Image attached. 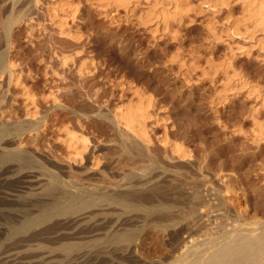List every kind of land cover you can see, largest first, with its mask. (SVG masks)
<instances>
[{
    "label": "rangeland",
    "instance_id": "obj_1",
    "mask_svg": "<svg viewBox=\"0 0 264 264\" xmlns=\"http://www.w3.org/2000/svg\"><path fill=\"white\" fill-rule=\"evenodd\" d=\"M58 1L0 0V54L6 53L7 48L11 49H8V55L15 63V73L21 76L23 84L21 87H8V75L1 78L0 101L4 102H0V113L3 115L0 114V123L7 125L18 120L25 121L27 109L38 110L42 115L50 114L48 131L42 136H28L25 147L37 152L36 157L50 169L55 164L52 161L56 159V164L66 173L65 177L96 175L104 193L112 194V190L118 188L115 194L127 197L126 202L122 203L130 204V207L120 204V209L117 208L120 206L118 204L116 208L106 207L96 212H103L106 219L104 216L99 219L105 226L119 220L116 222L119 225L117 229H110L112 232L106 229L99 237L102 246H107L105 242L113 233L132 234L137 238L136 242L130 246L129 242L120 244L124 248L118 245L119 251L114 255L105 256L107 258L94 261V264H116L117 261V264H161L160 261L171 264L193 241L200 245V249L211 247L214 242L202 237L204 231L201 236L200 219L205 220L208 215L209 220L206 219L205 223L210 224L214 218L212 214L220 217V208L226 206L228 197L226 186L229 187L226 189L234 190L237 204L245 214L243 219L239 218L238 227L244 228L254 223L263 228L264 136L258 134V124L264 123V52L255 44L261 34L256 35V42L233 36V27L244 20L243 2L229 0V6H222L218 0H187V4L184 0H137L138 6L134 12L127 13L124 8L110 7L101 0H70L72 7L67 13L65 27L66 33L74 36L70 38L61 34L59 28L64 14L60 15L59 25L52 24L48 15V9ZM160 2L162 4L159 5ZM163 13H170L175 19L165 24ZM225 64H231L228 71L220 68ZM83 68L84 74L80 75ZM24 87L35 97L37 102L34 106L24 97ZM135 89L153 102L150 109L152 118L146 124L151 142L144 144L146 146L118 127L113 120L119 106L127 104L132 98L137 100L133 95ZM16 117L18 120H15ZM65 127L83 132L90 141V150L86 154L88 160L83 164L69 162V151L58 141L65 136L58 130ZM161 141H167L168 145ZM173 144L184 146L189 152L188 157L185 159L175 155L171 150ZM92 153L96 154L100 164L97 169L94 167L89 171ZM129 172L135 173V177L132 176L136 179L132 180L128 175V184L129 179L122 174ZM99 173L109 179L105 175L101 177ZM46 179L43 178L41 183H47ZM137 183L139 185H135ZM126 185H132L135 189L132 187L133 191H129L131 188ZM110 186L111 191L108 189ZM26 192L33 193L30 190ZM27 194L22 196H29ZM11 195H6V198L17 201L16 195ZM217 195L223 199L221 202ZM144 201L155 205L157 210L154 212L160 210V213L156 212L155 215L152 211L155 206L148 208L150 205ZM138 202H141L140 205L144 203V207L139 206ZM204 203L211 206L205 208ZM132 206H139L134 207L135 210L140 207L145 210V206L148 209L145 212L139 209L136 213ZM214 207H219L217 212ZM198 209H201L200 214ZM127 211L134 214H127ZM9 212L0 215V224L16 220L17 213ZM110 213L115 215L112 217ZM116 215L121 218L118 219ZM188 219L193 220L194 225L190 220L187 222ZM169 222L174 225L171 223L169 227L166 225ZM195 233L200 236L197 238ZM189 236L192 239L196 237L197 242ZM43 245L59 248V245ZM131 248L138 250L135 251L138 256L130 259L125 256L126 253L122 255ZM41 251L31 254L28 259L21 256L4 261L0 256L3 260L0 259V263L72 262V258L61 254L60 250H57L59 254L56 253V256L55 252L53 256Z\"/></svg>",
    "mask_w": 264,
    "mask_h": 264
},
{
    "label": "bare ground",
    "instance_id": "obj_2",
    "mask_svg": "<svg viewBox=\"0 0 264 264\" xmlns=\"http://www.w3.org/2000/svg\"><path fill=\"white\" fill-rule=\"evenodd\" d=\"M101 1L105 2L106 5H108L110 7L124 8L127 11V13L134 12L135 8H137V6H138L137 0H101ZM146 1H149V0H146ZM173 1H176V0H173ZM186 1L187 0H184V2H186ZM228 1L229 0H218L217 2H219V4L221 3L222 6L223 5L229 6L230 3H228ZM241 1L243 2L244 20H242V21L240 20V23L237 25V27H235V26L233 27V32H234L233 36L234 37H242V38L244 37L246 40H251V41L254 40L255 41L256 35L261 34V38L259 37L260 39H258V40L256 39L257 43H255V44L257 45V47L260 48L261 51L264 52V0H241ZM212 2H213V0H212ZM214 2H215V0H214ZM187 3L188 2H186V4ZM158 4L160 5L162 3L160 2ZM71 5L72 4H71L70 0H59L57 3L55 2L54 5L52 4L51 8L48 9L49 10V13H48L49 18H50L52 24L54 23L55 25L60 24L59 23L61 21V19H59V18H61L60 15L64 14V17L62 20L63 21L65 20V21H64V23H63V21L61 22L62 24L59 25V28L61 30V34L68 36L70 38L74 37V36H72L71 33H66L67 31L65 30V27H66V21L68 18L66 16H67V13H69L70 8L72 7ZM171 16H173V15L172 14L170 15V13H163V18H162V19H164L163 23L168 24L172 20V18H174ZM242 30L244 31L243 33H242ZM9 47H10V43H9ZM11 47H12V45H11ZM8 49L9 48H7V50L4 51V52L7 51L6 53L0 54V80H1V78L3 79L4 78L3 76L7 74L8 78H9L8 87H10L11 85H13L14 87L15 86L21 87V86H23V84L21 82V76H19L15 73L16 65L10 59V57L8 55ZM9 50H11V49H9ZM228 65L231 66V64H225L224 66H222L223 68L222 67H220V68L226 69L225 71H228V69H227V68H229ZM230 68H232V67H230ZM221 69L217 68V70H221ZM84 71H85L84 68L81 69L80 75L84 74ZM228 77H230V76H228ZM23 92H24V97L27 98V101H29L30 104L32 106H34L35 102H37V101H35V97L32 96L29 89L24 87ZM133 95L137 100L132 98L127 104L119 106L113 114V120L118 127L123 128V130L127 134H130V136L132 135L133 138L135 137L136 138L135 140L138 139V140H140V142L142 141L143 146H146L144 144L149 145V143L151 142L150 141L151 140L150 134H149V131H148L146 124L152 118V116L150 114V109L153 107V104H152L153 102L150 99L148 100V99L144 98V96L141 94V92L137 89L133 90ZM0 102L3 103L4 100L0 101ZM36 105H37V103H36ZM263 106H264V97H263ZM27 107L29 108V106H27ZM35 109H37V106L35 107ZM0 114L2 115V113H0ZM6 114H7V112H6ZM49 115L50 114L42 115L38 110L33 111L31 109H27V112H26L27 119H24L25 121H23V120L19 121L16 117L15 120H18V122L14 121L12 124H7V125H6V123L5 124L0 123L1 124L0 125V206L3 207V208H0V210H1L0 212H2V213H0V215L4 216V214L6 212H9V211L13 212V213H17L16 220H14L12 223L0 224V256H3L4 261H5V259L8 260L10 258H17V257L20 258L21 256L24 257L23 259H25V258L28 259V257L30 258L31 254H33V255H34V253L37 254V252L42 250L43 252H45L44 254L53 255V256H54V252H55V256H56V253L59 254V252H61V254H65V256L72 258L71 260L69 258V260L72 261L71 264H94V261L98 262V260L102 259L105 256L114 255V253L119 251L118 245L121 247L122 245H120V244L125 242V245H126L127 242H129L130 243L129 246H130V245H132V243L136 242L137 238L132 234H118V233L114 234L113 233V235L108 236L109 238L105 242V244H107V246L106 245L102 246V242H101L100 237H99L103 234V232L106 229H107L106 231H111V230L113 231V230L117 229V227L119 225H117L116 222L119 220L116 219L117 221L110 222L109 224H107L105 226L104 224L100 223V219H99V217L102 218L104 216V215H102L103 212L102 213L99 212L100 215H99V213L97 214L96 212H98L99 210H102L104 208L106 209V207H109V208L115 207L116 208V205L117 206H119L120 204L123 205L122 202H126L127 197L124 198L125 196L122 197L119 194L118 195L115 194V193H117L116 191L118 190V188H116L117 190H114L115 188L112 187V188H114L112 190L111 186L108 189L109 190L111 189L114 193L113 192H112V194L111 193H104L101 190L102 186L97 182L96 175L86 176L87 175L86 174L85 177H82V175H84V173H83L81 175L82 178L77 177L80 174L77 175L76 177H73V176L65 177L66 173L63 172L64 170L60 169V166L56 164V161H55L56 159L53 160L55 156L53 157V159H50V160H53L52 162H55V164L51 165L52 169H50L45 165L46 163L44 161L39 160L36 157L37 152L35 153L34 151L25 147L24 143H25V140L27 139L28 136L38 137V136H42L43 134H45L48 131V128L50 127V125H49L50 124L49 123L50 116ZM216 120H217V118H216ZM7 121H8V119H7ZM7 121L5 120V122H7ZM77 123H79V122L77 121ZM258 127L260 129L258 134H261L264 136V123L258 124ZM83 129H84V127L82 128V130ZM123 130H121V132ZM58 132L65 134L64 138H59L58 141L60 144L64 145L67 148V150L69 151V154H68V161L69 162H71L73 164H77V163L83 164L84 161L88 160V156L86 157V154L90 150L91 144H90L89 139L83 134V132L81 133V132H78L76 130H72L70 127H65L61 130L59 129ZM126 133H124V135ZM133 138H130V139H133ZM128 139H129V137H128ZM161 143H163L164 145H168L167 141H161ZM171 150L173 151V153L175 155H177L180 158L186 159V157H188V155H189V152L187 151V149L180 144L171 145ZM94 153H92L91 158H89L92 160V161L90 160V162L92 164H90L91 167H89V171L94 170L95 169L94 167H96V169H97V165L100 164V162L98 163V161H99L98 157ZM90 154H91V151H90ZM141 155H144V154H141ZM66 170H67V168H66ZM134 170H135V168H134ZM89 171H86V172L90 173ZM142 171H143V169H142ZM115 172H116V170H115ZM129 173H125L122 175L126 176L127 178L130 177L128 175H131V177H130L131 179L135 177L134 176L135 173L134 174L132 172H131L132 174L131 173L129 174ZM75 174L76 173H73V175H75ZM104 175H102V176H104ZM136 175H138L137 172H136ZM100 176H101V174H100ZM124 176H122V177L124 178ZM143 176H144V174H143ZM42 177L45 179L47 177V179H46L47 183H45V184L41 183V181L43 179ZM122 177H121V180L123 179ZM118 179L116 181H118V183H119L120 180H118ZM128 179H126V180H128ZM135 179L136 178H134V180ZM98 180H99V178H98ZM123 180L121 182L123 185H125L123 183L124 182ZM153 181L154 180H152L151 182H153ZM158 181H159V178L157 179V182ZM129 182H130V179L128 180V184H129ZM170 182H172V181H170ZM132 185H131V187L126 185V186H128V188L129 187L131 188V190H129V191H133L132 190L133 188L135 189V187H133L134 185L133 186ZM135 185H139V184L137 183ZM103 186H105V185H103ZM113 186H115V185L113 184ZM119 186H115V187H119ZM126 186H123V188H125ZM175 187H177V186H175ZM226 187H225V190H227V193H228L227 196L228 197H226L227 199L225 198L226 199V206L220 208L219 212H221V213H220V215H218L220 217L216 218L215 217L216 215L212 214V215H214V218H216V219L213 218L212 223L206 224L205 223L206 219H208L207 218L208 215H206V214H209V213L205 214L206 219L204 220L203 218H201L199 216L201 209L200 210L198 209L199 210V214H198L199 217L197 216V218L198 219L201 218L200 219L201 227L199 228V226H198V228L201 230V232L199 230L198 231L201 233V236H202V232L204 231L202 237H206L205 240H207V241L209 240L211 242H214L213 245L209 244L212 246L209 248L207 246H205V247H207V249H204V248L200 249V247H199L200 245H197L194 241L193 242L190 241L191 246L186 247L187 249L180 256L176 255L177 256V257L175 256L176 259L174 261H172L173 263L171 262V264H262L263 263V261H264V227L263 228L257 227L256 224H254V223H249V224L246 223L247 226L244 228L238 227L239 223H240L239 218H242L245 214H242V213H244V212H242L243 208H240L241 207V206H239L240 204L239 205L237 204L238 199L236 200V193L233 192L234 191L233 186L230 187V188H233L232 189L233 191H231L230 189H226ZM106 188H107V185H106ZM128 188L126 187L125 189H128ZM227 188H229V187H227ZM193 189H195V188H193ZM26 190H30V192L33 191V193L31 194L29 192L30 194H27V192L25 193ZM138 190H139V188H138ZM216 190H219V188H217ZM36 191H37V193H36ZM22 194H25V195L27 194L29 196L24 197L25 195L22 196ZM222 194H223V192H222ZM6 195L7 196H10V195L15 196L16 195L17 201H14L15 199L14 200H8L6 198ZM137 195H141V194L137 193ZM218 195H217V198L220 197ZM158 196H157V198H158ZM149 198H151V197H149ZM133 199H134V197L130 198V200H133ZM182 200H184V199H182ZM196 200H197V198H196ZM198 200H199V198H198ZM220 200H223V199H221V197H220L219 201ZM242 200H243V198L241 200H239V202ZM146 201H144V202H146ZM152 201H153V199H152ZM192 201L194 202V200H192ZM203 202L206 203V201H203ZM207 202H209V201H207ZM140 203L141 202H138L139 206L144 205V203L141 205H140ZM205 203H204V205L206 208L207 205ZM214 203H216V202H214ZM146 204H149V203L146 202ZM153 204H155V203H153ZM212 204H213V201H212ZM126 205L127 204H125L123 206H126ZM128 205L130 207V204H128ZM135 205H137V203ZM149 205L150 206L148 208H151L152 205L151 204H149ZM209 205L207 207L211 206V205L210 206ZM243 205L245 206V204H243ZM154 206H152V208ZM168 206H169V204H168ZM190 206H192V205H190ZM221 206H223V205H221ZM8 207H11V208H8ZM134 207L138 208L137 206H132L131 208H134ZM142 207H144V206H142ZM219 207L218 208L214 207L216 209L214 211L217 212V209H219ZM109 208H107V209H109ZM117 208L121 209V205ZM136 208H134V210ZM145 208L148 209L146 206H145ZM171 208L173 209V206ZM194 208H196V207H194ZM200 208H202V207H200ZM230 208H232L233 211ZM139 209L140 210L142 209L141 211L144 210L141 207ZM139 209H137V210H139ZM146 209L144 210V212L147 211ZM155 209L157 210L156 206L154 207V209L152 211L154 212ZM168 209L170 210V207ZM202 209H204V208H202ZM247 209H248V207H247ZM128 210L130 211L132 209L129 208ZM137 210H135V212ZM120 211H119V213L122 216V213ZM129 211H127V214H134V212L128 213ZM159 211H155L154 214L156 215V212L159 214L160 213ZM173 211H175V210H173ZM176 211H178V210L176 209ZM122 212H124V211L122 210ZM203 212H204V210H203ZM246 213H247V211H246ZM104 214H105V212H104ZM110 214H112V213H110ZM110 214H108V216H110ZM166 214H167V212H166ZM114 215L112 214L111 216L113 217ZM117 215H116V217L118 218L119 215L118 216ZM152 215H153V213H152ZM246 215H248V214H246ZM129 216H131V215H129ZM211 216H209V217H211ZM153 217H154V215H153ZM4 218H3V220H4ZM104 218H105V216H104ZM109 218H107V219H109ZM119 218H121V217H119ZM124 218H126V216H124ZM142 218H144V217L142 216ZM147 218L148 217H146L145 219H147ZM159 218H160V216H159ZM253 218L254 217H252L251 219L253 220ZM135 219L133 218L132 220L134 221ZM12 220H10V221H12ZM189 220L191 222L193 221L191 219H188L187 222H189ZM195 220H196V218H195ZM195 220H194V222H195ZM103 221H105V220H103ZM145 221L146 220H144V223H145ZM158 221H160V220H158ZM257 221H258V219H257ZM173 222L176 223L175 220ZM197 222L199 223V221H197ZM254 222H256V221H254ZM146 223H147V221H146ZM171 223L172 222H169V224H166V223H164V224L171 226ZM186 224H188V223H186ZM192 224H193V222H192ZM147 225H149V224H147ZM129 228L130 227H128L127 229H129ZM133 228H135V227H133ZM143 229H145V228H143ZM3 231H5V233ZM138 231H139V229H138ZM199 232H198V234H199ZM107 233H106V235H107ZM122 233H124V231ZM182 233H184V232H182ZM198 234L195 233L194 235L197 236V238H198L200 236ZM138 238H139V236H138ZM140 238H142V237L140 236ZM189 238H191V236H189ZM195 238L196 237H194L193 239H195ZM174 241H175V239H174ZM182 241H183V238H182ZM195 241H196V239H195ZM179 242L180 241H178V245H179ZM185 242H186V240H185ZM45 243L46 244H52V245H59V248H58V246H57V249L56 248H50L46 245L44 246L43 244H45ZM137 244H138V242H137ZM183 244H184V242H183ZM129 246H127V248H129ZM177 249L179 250V247ZM46 250L48 252H46ZM57 250L58 251L60 250V251L58 252ZM127 251L128 252H123L124 254L122 253V255H125V253H126L125 256H127L130 259H133L135 257V255L138 256L136 254L137 252H135L138 250L134 251L131 248ZM48 255H46V256L48 257ZM139 255H141V254H139ZM65 256H62V257L65 258ZM4 257H6V258H4ZM67 257H66V259H67ZM105 258H107V257H105ZM112 258H111V260H112ZM0 259L2 260V258H0ZM65 260H63V261L66 262ZM60 262L61 261H59V263ZM113 262H116V261L114 260ZM117 262H119V261H117ZM117 262H116V264H117ZM169 262H170V260H169ZM4 263H6V262H4ZM57 263H58V261H57ZM137 263H140V262H137ZM160 263L164 264L166 262L160 261ZM118 264H120V263H118ZM128 264H129V262H128ZM133 264H135V263H133ZM144 264H146V263H144Z\"/></svg>",
    "mask_w": 264,
    "mask_h": 264
}]
</instances>
